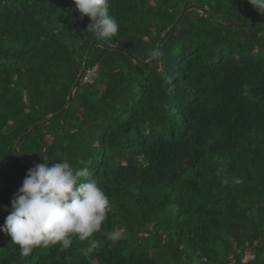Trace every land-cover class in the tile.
Instances as JSON below:
<instances>
[{"label": "trees", "instance_id": "trees-1", "mask_svg": "<svg viewBox=\"0 0 264 264\" xmlns=\"http://www.w3.org/2000/svg\"><path fill=\"white\" fill-rule=\"evenodd\" d=\"M193 5L261 24L189 10L147 65L94 47V82L22 140L23 162L17 140L67 106L91 44L146 62ZM109 14L118 34L99 41L73 0H0V198L45 158L87 167L111 205L95 249L73 237L22 257L0 230V264H264V15L248 0H110Z\"/></svg>", "mask_w": 264, "mask_h": 264}, {"label": "clouds", "instance_id": "clouds-1", "mask_svg": "<svg viewBox=\"0 0 264 264\" xmlns=\"http://www.w3.org/2000/svg\"><path fill=\"white\" fill-rule=\"evenodd\" d=\"M248 2L264 15V0ZM73 4L80 19L90 18L87 31L96 40L108 41L118 34L119 24L109 14L110 0H73ZM110 210L108 196L87 167L74 168L68 160L50 166L44 158L43 163L28 170L0 230L11 237L22 257L29 256L35 248L57 244L70 247L73 237L88 241L91 251L98 245L91 238L100 231ZM106 237L115 242L121 232L113 230Z\"/></svg>", "mask_w": 264, "mask_h": 264}, {"label": "water", "instance_id": "water-1", "mask_svg": "<svg viewBox=\"0 0 264 264\" xmlns=\"http://www.w3.org/2000/svg\"><path fill=\"white\" fill-rule=\"evenodd\" d=\"M192 9H197L203 13H205L212 21L216 22L217 24H219L220 26H224V27H240V26H256V25H259L261 23H257V24H248V25H226V24H223V23H219L217 22L212 16L211 14L203 9V8H199L197 6H189L187 8H185L183 10V12L181 13V15L179 16L178 20L175 22V24L167 31L165 32V34L163 35L159 45H158V48L156 50V55L153 56L150 60L146 61V62H143L141 60H139L138 58L134 57L133 55H131L127 50L125 49H122V48H119V47H116V46H113V45H108V44H103V43H93L91 44V46L89 47L88 51H87V55H86V58H85V62H84V65H83V68H82V71L80 73V76L75 84V86L72 88L71 90V93L70 95L68 96V104L67 106L62 109L61 111L57 112L56 114H54L53 116L49 117L47 120H45L44 122L42 123H39L37 125H35L34 127H32L31 129H29L23 136H21L16 144H15V147H14V150L16 152V154H18V156H20V158L23 160V162L27 165V166H31L29 161L24 158L20 152H19V146H20V143L22 142V140L24 138H26L27 136H29L31 133H33L35 130H37L38 128L40 127H44L46 125H48L51 121H53L54 119H56L57 117H59L60 115L64 114L70 107H71V103H72V100H73V97H74V93L76 91V89L78 88V86L81 84V79H82V76L88 66V63H89V58H90V54L93 50L94 47H104V48H109V49H115V50H119V51H122L126 54H128L130 57L133 58V60H135L137 63L141 64V65H147V64H150V63H153L159 56V53H160V50H161V47H162V44L164 43L166 37L176 28V26L179 24V22L181 21V19L183 18V16L185 15L186 12H188L189 10H192ZM14 194L12 195H9V196H6V197H2L0 198V201H3V200H6V199H11L13 198Z\"/></svg>", "mask_w": 264, "mask_h": 264}, {"label": "built area", "instance_id": "built-area-1", "mask_svg": "<svg viewBox=\"0 0 264 264\" xmlns=\"http://www.w3.org/2000/svg\"><path fill=\"white\" fill-rule=\"evenodd\" d=\"M97 72V67H92L87 69L82 77V81L87 84H92L95 80V74Z\"/></svg>", "mask_w": 264, "mask_h": 264}]
</instances>
